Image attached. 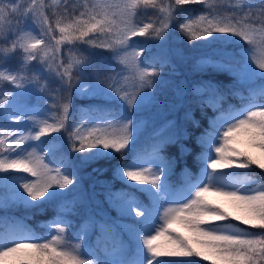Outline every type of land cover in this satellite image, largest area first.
<instances>
[{"label":"snow or ice","instance_id":"6c2138e0","mask_svg":"<svg viewBox=\"0 0 264 264\" xmlns=\"http://www.w3.org/2000/svg\"><path fill=\"white\" fill-rule=\"evenodd\" d=\"M173 28L202 41L194 69L209 78L192 88L202 104L213 106L223 97L211 73H226L234 87L250 89L239 107L217 109L222 114L199 137V174L185 171L178 184L170 182L173 159L161 155L182 138L173 131L175 120L154 128L153 143L138 148V113L159 71L141 60L145 48L133 39L163 38ZM0 45V108L17 125L22 119L28 125L23 131L0 125V208L74 197L80 168L117 153L122 162L114 174L144 194L138 199L123 190L108 193L121 216L134 213L126 225H100L102 233L118 228L125 234L119 259L82 245L64 220L53 219L46 234L36 236L19 222L0 218V264H264V0H0ZM92 49L111 52L120 71L90 75ZM14 57H19L15 67L8 63ZM52 84L55 111H35L39 102L47 103L44 94L52 95ZM74 97L83 103L79 122L70 125ZM61 132L71 152L81 154L78 162L70 153L55 165L47 159L58 140L52 134ZM125 150L132 154L127 160ZM180 151L188 148L181 144Z\"/></svg>","mask_w":264,"mask_h":264},{"label":"trees","instance_id":"16d2710c","mask_svg":"<svg viewBox=\"0 0 264 264\" xmlns=\"http://www.w3.org/2000/svg\"><path fill=\"white\" fill-rule=\"evenodd\" d=\"M46 3H50V0H46ZM185 7L194 12L202 10L201 5H188ZM142 19L146 21L148 17H142ZM21 27H23V24ZM133 39L145 48L141 60H144L146 65L156 66L159 71V75L155 78L158 82L149 89V92L146 90L149 95L145 97V107L138 113L142 123L138 148H148L153 143L154 128H158L166 120H175L178 127L173 131L181 132L182 138L178 143L165 147L161 155L173 159V176L170 182L178 184L185 171L197 174L199 167L198 153H200L199 137L209 128L212 121L222 114L217 109L221 106L229 110L239 107L243 97L248 95L250 89L246 85L244 87H234L233 76L226 73H211L223 90V97L213 106H208L207 103L202 104L200 96L192 92V88L197 81L209 78L208 73L202 74L194 69V58L202 51L199 47L202 41L189 40L178 28H173L163 38L149 40L146 37H134ZM193 45H196V47ZM3 46L0 45V47ZM81 47L85 48L87 46ZM92 51L96 53V56L92 58L91 64L87 66V72L90 75L96 73L113 75L120 71L122 66L112 58L111 52L104 49H92ZM60 55L66 61L67 46H62ZM162 57L163 60H161ZM18 62L19 57H14L8 61L13 67L17 66ZM124 74L127 75V73ZM41 82L44 83V81ZM241 83L243 84V80ZM50 87L53 89L52 95L46 92L44 95L47 103L39 102V106L49 108L53 112L55 110L51 107V104L55 101L54 89L56 85L52 84ZM178 90H183V95H180ZM2 98L0 96V99ZM259 102L257 101V103ZM82 103L81 99L74 97L72 114L69 119L70 125L79 122L78 111ZM116 107L118 105L112 106L110 110L115 112ZM185 113L190 114L189 119H185ZM97 115H106V113H98ZM193 121H198V125H195ZM21 122L24 123L25 121L22 119ZM0 125L5 128L17 125L13 118L4 112L3 108H0ZM52 136L58 137V140L52 146L53 152L47 159H53L55 165L58 164L61 158L66 159V154L70 153L72 158L78 162L81 154L71 152L66 134L63 132L53 133ZM49 139L51 137H44L42 140ZM181 144L188 148V152L182 153L180 151ZM131 155L125 150L123 160H127ZM121 162L122 156L117 153L111 159H102L86 167H81L79 172L80 191L76 196L62 197L55 203L44 204L40 207L26 206L17 201L0 208V218L17 221L24 227L31 229L36 236L46 234V225H50L53 219L64 220L71 226L70 235L80 234L82 245L91 249L99 248L101 257L109 256L110 258L112 253L119 249L121 240L125 239L126 241V237L118 228L113 232L102 233L100 225L111 221H116L118 225L128 224L134 217V213L132 216H121L118 208L110 203L108 193L123 190L134 194L138 199H144L143 193L135 192V186L129 187L130 184L125 183L114 174L116 165ZM93 169H100V171H93ZM247 171L249 170H241L240 172ZM251 171L257 175L260 173V170L255 167ZM16 175H22V173ZM71 187L69 186V188ZM38 203L33 202V204ZM90 218L93 221L92 223H89ZM233 223L237 222L234 221ZM240 226L245 227L244 225ZM252 231L258 230L253 229ZM199 264H207V262L201 260Z\"/></svg>","mask_w":264,"mask_h":264},{"label":"rangeland","instance_id":"374dc122","mask_svg":"<svg viewBox=\"0 0 264 264\" xmlns=\"http://www.w3.org/2000/svg\"><path fill=\"white\" fill-rule=\"evenodd\" d=\"M256 55L259 56L260 53L257 52ZM253 79H255V78H253ZM147 90H148V92H149V89H147ZM42 109H47L49 115L52 113V110H51V109H49V108H45V107H42V106H39V107L35 108V111L39 112V111H41ZM49 122H51V120H50ZM27 126H28V125H27L25 122H24V123L20 122L18 125H12V126H10L9 128H7V129L19 128L21 131H23ZM43 138H44V137H42V139H43ZM37 143H39V142H33V144H37ZM52 146H54V144H53ZM52 146H51V147H52ZM43 151H44V152L49 151V146L45 145V146L43 147ZM198 155L200 156V153H198ZM200 169H201V164H200V162H199V167H198L197 174H199ZM226 171H230V170H226ZM237 171H241V170H237ZM22 175H27V174H22ZM125 181H126V178H125ZM126 183H128V184H130V185H133V182H131V181H127ZM140 187H144V186H140ZM65 190H66V189H65ZM65 190H61V191H65ZM117 208H118V207H117ZM118 211H119V209H118ZM50 225H51V223H50ZM121 225H126V224H121ZM53 227H54V226H53ZM181 231H182V229H181ZM118 256H119V255H118V250H116V252L112 253V255H111L110 258H111V259H119Z\"/></svg>","mask_w":264,"mask_h":264}]
</instances>
